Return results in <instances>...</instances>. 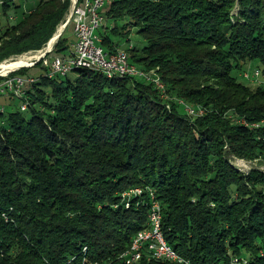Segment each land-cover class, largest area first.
Wrapping results in <instances>:
<instances>
[{"label": "trees", "instance_id": "trees-1", "mask_svg": "<svg viewBox=\"0 0 264 264\" xmlns=\"http://www.w3.org/2000/svg\"><path fill=\"white\" fill-rule=\"evenodd\" d=\"M16 1L0 0L3 15ZM71 4L38 0L5 25L0 14V62L43 48ZM102 13L101 46L116 52L135 29L146 43L125 47L129 60L165 91L87 69L49 78L42 61L16 72L35 81L0 93V264H123L151 193L184 261L264 264V169L232 161L264 165V85L234 75L249 61L264 74V0H114ZM66 31L53 55L71 50Z\"/></svg>", "mask_w": 264, "mask_h": 264}, {"label": "built area", "instance_id": "built-area-1", "mask_svg": "<svg viewBox=\"0 0 264 264\" xmlns=\"http://www.w3.org/2000/svg\"><path fill=\"white\" fill-rule=\"evenodd\" d=\"M72 9L70 14V21L74 24L75 41L72 44L71 50L65 56L53 55L47 57L49 53L54 50L56 44L53 42L52 46L49 45L39 51L42 53L40 57L34 55L28 56L23 54L13 57L11 59H5L0 62V93L2 95H14L15 97H22L25 93L27 85L33 83L35 80L32 77H24L18 75L16 72L23 68H30L36 65L37 62L43 61V64L48 67L47 75H55L56 77H64V71L68 70V65L76 63L95 64L100 71H109L113 74H120L121 77H140L150 82H153L157 88L164 92L165 87L159 80H154L148 76H143L135 70H133L130 63H126L122 56V50L116 52L103 53L100 48L101 38L98 36L97 31L104 25L105 18L102 10L113 0H84L79 4V0H71ZM52 42V41H51ZM50 44V43H49ZM30 53V52H28ZM31 58L29 65L18 67L8 72H2L3 65L14 63L20 60V58ZM243 76L246 79L258 78L261 76L260 70H256L254 73L245 72ZM26 108L24 104L22 109ZM3 107H0V111ZM195 115H201L197 113ZM144 190L142 188H135L126 191L122 194L123 200L126 201V206L129 207L130 200L133 197L142 196ZM150 195H153L152 193ZM153 199H155L153 195ZM138 241H147V248L152 249V256L170 255L173 257H180L175 255L173 248L168 244H161V237L158 231V219H156L155 211L153 210V202L149 206L148 212V227L139 231L133 238L130 247L120 255L123 264L135 263L140 257V249H138ZM150 257V256H148ZM186 263H189L185 260ZM190 264V263H189Z\"/></svg>", "mask_w": 264, "mask_h": 264}, {"label": "rangeland", "instance_id": "rangeland-1", "mask_svg": "<svg viewBox=\"0 0 264 264\" xmlns=\"http://www.w3.org/2000/svg\"><path fill=\"white\" fill-rule=\"evenodd\" d=\"M22 0H17L16 1V4H18L19 2H20V6H19V8H15V7H13V6H11V7H8L7 9H6V15H3V13H4V9H3V7H2V5H1V3H0V14L2 15V19H3V24L5 25L6 24V21H7V19H8V16L9 17H13V19L12 20H17L18 19V17H20V15H21V13L23 12V11H27L30 7H31V5H33V3H35V2H37L38 0H23L22 2H21ZM72 5H74V4H71V7H70V10H69V13L67 14V17H65L66 19H65V21H64V23H62L61 25H60V27L58 28V30H57V32L55 33V35L50 39V41L45 45V46H47L49 43H51V41H53V38L62 30L63 31V33L65 32V30L67 29V31H66V33H65V35L68 37V38H71L72 36H73V34H74V24H73V22L72 21H70L69 23H68V25L66 26V28H64V26H65V24L69 21V19L71 18L70 17V14H71V9H72ZM15 10H17L16 12H15ZM62 33V34H63ZM57 43V42H56ZM146 42L144 41V39H143V37L139 34V33H137V31L134 29L133 31H132V33L130 34V36H129V41L128 42H126V46H122L121 47V49L120 50H123V51H125V47H130V46H132V45H135V46H137V47H142L144 44H145ZM45 46L43 47V48H45ZM43 48H41V49H39V50H36V51H29L30 53H28V52H26V53H23V54H27L28 56H32V55H34V58L36 57V56H38V55H40V54H38V52L39 51H42V50H44ZM53 52V51H52ZM49 53L48 54V58L49 57H51V56H53V53ZM23 54H21V55H23ZM16 56H20V55H16ZM16 56H12V57H10V58H8V59H11V58H13V57H16ZM40 62V61H39ZM43 62V61H42ZM38 63V62H37ZM36 63V64H37ZM139 69H140V67H138ZM142 69V68H141ZM245 70L243 71L244 73L245 72H250V73H254L256 70H260V73L262 72V66H261V64H260V62H258V61H249V62H247V64L245 65V68H244ZM39 70V68L37 67V68H34V69H31V71H38ZM70 74V73H69ZM242 71H234V75L239 79V80H241L242 82H245V83H247V84H250L251 86H258V85H264V74H262L261 76H259L258 78H252V79H244V77H242ZM150 77H152V76H150ZM165 86V85H164ZM185 109H186V107H185ZM199 110H201V112L203 113V110L202 109H199ZM198 110V111H199ZM233 161V163H234V165L238 168V169H240L241 171H244V172H246V171H249L250 169H252L253 167H261L262 169H264V165L263 164H260V162L259 161H246V160H243V159H233L232 160Z\"/></svg>", "mask_w": 264, "mask_h": 264}, {"label": "bare ground", "instance_id": "bare-ground-1", "mask_svg": "<svg viewBox=\"0 0 264 264\" xmlns=\"http://www.w3.org/2000/svg\"><path fill=\"white\" fill-rule=\"evenodd\" d=\"M111 2H114L111 1ZM101 42V41H100ZM53 44V41L48 44L49 47H51ZM100 48H101V52L103 53H110L108 51L105 50V48L103 46H101L100 44ZM127 51H123L122 50V56L124 57V60H126V63H130V65L132 66L131 68L133 70H135L136 72H138L139 74H142L143 76H148L149 78H153L154 80H159V83H162L160 78L157 77L153 72L152 74H149L148 72L142 70V69H139L135 64H132L129 60V55H127ZM42 55V53H40V55H38L37 57H40ZM31 62V58H20V60H18L17 62H14V63H7L5 65H3V71L2 72H8L11 71V70H14L18 67H23V66H26V65H29V63ZM77 69H87V70H91V71H96V72H100L102 74H104L107 78H110V79H113V78H117V77H121L120 74H113L109 71H100V69L98 67H96L95 64H85V63H76V64H70L68 65V70H63L64 71V76L68 75L69 73H72L74 70H77ZM152 76V77H150ZM49 78H53V77H56L55 75H48ZM162 86H164V84L162 83ZM165 87V86H164ZM190 115H195L197 113H201V110H196L195 108L193 107H189L186 105V109H185ZM146 196V195H145ZM150 196V199H149V206L150 204H152L153 202V210L155 211V214H156V219H158V231H159V235L161 237V244H168L166 239H164V234H163V231H162V220H163V211H162V206L160 204V202L157 200V199H153V195H149ZM147 198V196H146ZM146 200V199H145ZM148 201V199H147ZM146 201V203H147ZM144 202V201H143ZM145 203V202H144ZM169 245V244H168ZM147 248V241H138V249H140V256H150V258H155V259H164V260H169V261H173V262H177V263H185V264H189V263H186L184 261V259L177 253L175 252L174 250V253L175 255H178L180 257H173V256H170V255H161V256H152V249H146ZM172 248V247H171ZM143 257H140L138 260L135 261L138 262L139 260H141ZM130 264H134V263H130Z\"/></svg>", "mask_w": 264, "mask_h": 264}, {"label": "water", "instance_id": "water-1", "mask_svg": "<svg viewBox=\"0 0 264 264\" xmlns=\"http://www.w3.org/2000/svg\"><path fill=\"white\" fill-rule=\"evenodd\" d=\"M70 22V20L65 24L64 28H66V26L68 25V23ZM63 31L61 30L54 38H53V42H57L60 38V35H62Z\"/></svg>", "mask_w": 264, "mask_h": 264}, {"label": "crops", "instance_id": "crops-1", "mask_svg": "<svg viewBox=\"0 0 264 264\" xmlns=\"http://www.w3.org/2000/svg\"><path fill=\"white\" fill-rule=\"evenodd\" d=\"M73 36H74V34H73Z\"/></svg>", "mask_w": 264, "mask_h": 264}]
</instances>
